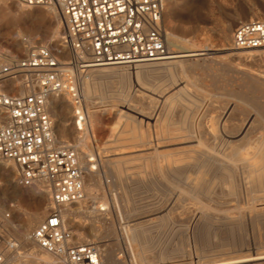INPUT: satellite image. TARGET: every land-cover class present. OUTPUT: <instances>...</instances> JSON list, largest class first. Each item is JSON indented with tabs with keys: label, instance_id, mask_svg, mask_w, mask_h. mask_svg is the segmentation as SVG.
Listing matches in <instances>:
<instances>
[{
	"label": "rangeland",
	"instance_id": "rangeland-1",
	"mask_svg": "<svg viewBox=\"0 0 264 264\" xmlns=\"http://www.w3.org/2000/svg\"><path fill=\"white\" fill-rule=\"evenodd\" d=\"M15 1L18 3L0 0V52L23 58L30 53L26 43L31 39L33 48L51 43L48 47L61 61H72L73 55L62 49V23L61 47L54 45L55 12L34 8L45 15L34 11L23 17ZM254 4L261 14H248ZM166 8V29L177 37L181 48L204 54L190 63L205 69L193 71L189 66L186 69L187 65H177L168 67L166 76L154 73L112 80L99 77L97 70L80 76L76 68L68 69L66 76L71 75L73 81L76 78L79 94L84 76L97 79L91 80L93 97L79 103L80 110L93 111L99 120L95 138L86 149L97 188L90 174L83 171L87 190L83 206L85 211L96 205L106 210L95 220L101 233L98 239L92 237V221L85 215L66 222V227L77 243L108 246L115 251L116 260L128 264H170L172 252H189L198 259L264 251V90L257 87L258 82L264 83V49L237 50L232 46L234 32L242 22L264 19V0H166ZM236 14L241 18L234 22ZM230 25L227 42L223 32ZM238 53H259V57L240 59L235 56ZM14 85L4 87L16 93L24 89L23 84L16 90ZM55 112L51 113L50 105L58 140L76 146L75 123L79 119H74L75 110L60 104ZM86 119L88 127L94 125L93 118ZM129 127L141 135L142 157L120 147L126 135L119 129ZM133 159L139 161L131 168ZM0 168V255L6 254L8 262L15 259L8 264H54L52 256L27 243L41 225H28L30 215L46 212L43 223L54 209L53 200L50 196L44 200L24 187L18 171L11 177ZM118 176L126 181L120 190L111 186ZM93 187L94 201L87 197ZM21 188L27 190L23 195L19 194ZM1 217L9 220L8 228ZM146 218L173 232L149 242L148 246L160 244L159 253L143 246L142 238L150 236ZM12 244L19 250L10 254ZM17 252L25 258L19 260ZM131 252L143 254V258Z\"/></svg>",
	"mask_w": 264,
	"mask_h": 264
},
{
	"label": "built area",
	"instance_id": "built-area-1",
	"mask_svg": "<svg viewBox=\"0 0 264 264\" xmlns=\"http://www.w3.org/2000/svg\"><path fill=\"white\" fill-rule=\"evenodd\" d=\"M18 1L27 7H60L65 22L63 44L77 54L68 61L71 67L85 70L141 65L169 55L163 0ZM232 46L237 50H263L264 19L241 23L234 32ZM85 54L88 59H84ZM7 57L0 52V114L7 117V123L0 127V163L14 162L20 183L25 187L47 183L55 204L31 239L42 250L64 258L67 264H102L96 244L77 243L62 218L65 207L85 199V175L74 146L57 143L49 98L69 85L75 96L73 78L66 76L65 64L45 45L35 46L23 58L5 62ZM12 82L15 90L23 83L34 87V91L20 94L4 88ZM9 249L19 250V246L12 244ZM4 262V255H0V264Z\"/></svg>",
	"mask_w": 264,
	"mask_h": 264
},
{
	"label": "bare ground",
	"instance_id": "bare-ground-1",
	"mask_svg": "<svg viewBox=\"0 0 264 264\" xmlns=\"http://www.w3.org/2000/svg\"><path fill=\"white\" fill-rule=\"evenodd\" d=\"M165 7H166V0H163ZM17 4L18 8H19V14L23 17H29L31 16V14L36 11L34 10V8H49L52 11H54V23L57 24V28L54 32L53 35V42L56 43L54 44L56 47H61L60 45H58V43L61 41V30H60V25L61 23L64 25V34H65V22H64V18L61 12V9L59 6L57 5H52L49 7H27L22 5L18 0ZM262 2V1H261ZM167 9V8H166ZM240 11V10H239ZM38 12V15L43 16L45 15L44 12L41 11H36ZM243 12V11H242ZM51 13V12H50ZM166 14V11H165ZM243 14V13H242ZM248 14H255V15H259L261 14V9L259 8V6L257 4H254L249 10H248ZM53 15V14H52ZM244 16V14H243ZM241 18V16L239 14H236L234 17V22L238 21ZM243 18V17H242ZM247 18V17H246ZM258 18V17H257ZM232 19V18H231ZM252 19V18H251ZM262 19V18H260ZM165 20V18H164ZM243 23V22H242ZM55 29V28H54ZM165 29V34H166V45H167V49L169 51V55H167L166 57H163L162 60L154 62V63H149V64H141V65H128V66H104V67H100V68H87L85 70H82L81 67H74L77 69V72H79V75L82 76L84 73H88L91 71H98L97 73L100 75L99 77L105 78V79H111L114 77H149L152 76L154 73H159L162 76H166L167 72H168V67L170 66H174V68H177L175 66L177 65H187L186 69L188 68V66L193 70H197L198 68H204L203 66H199V64H193L190 63V60L192 58L198 57V56H202L204 55L201 52H196V51H192V50H188L185 48H181L179 46V42L177 37L173 36V34H171L170 32H168V30L166 29V26L164 27ZM225 29V28H224ZM233 30V29H232ZM231 31V25L223 32V38L225 39V41L229 42L230 41V36H229V32ZM63 35V34H62ZM49 37V36H48ZM51 40V39H50ZM63 40V38H62ZM50 42V41H49ZM182 42V41H181ZM28 45V52H30L33 49V44H32V40L29 39V41H27L26 43ZM51 44V43H50ZM49 44V45H50ZM22 45V44H20ZM19 45V46H20ZM48 45V46H49ZM23 46V45H22ZM21 46V48H22ZM169 46V47H168ZM62 49L64 51H69L70 55L73 56H77V54L69 48H66V46L64 45L62 47ZM174 49H179L178 51H173ZM52 50V49H51ZM194 50V49H193ZM232 50V49H231ZM53 51V50H52ZM206 51V50H204ZM230 51V50H229ZM264 52V51H263ZM262 52V53H263ZM256 53V52H255ZM260 53V52H259ZM254 54V53H238L235 56L240 57V59H254L257 58L258 54ZM58 54V53H57ZM69 55V54H68ZM65 56V55H64ZM264 56V54L262 55ZM79 57V54H78ZM259 57V56H258ZM80 58V57H79ZM89 56L88 54L84 55V59H88ZM14 58L11 57H7L6 61L9 60H13ZM207 60V59H206ZM194 61V60H193ZM209 61V60H208ZM262 61V60H261ZM63 64H65L63 66V72L65 74H67L68 69L69 68H73L70 66L69 63L63 62V60L61 61ZM203 63V62H202ZM206 65V64H205ZM213 65V64H212ZM225 67V66H224ZM124 68H130L132 71L130 73L126 72ZM168 68V69H167ZM173 68V69H174ZM172 69V68H171ZM170 70V69H169ZM179 70V69H178ZM177 70V71H178ZM183 70V69H182ZM181 70V71H182ZM173 71V70H172ZM185 71V70H184ZM188 71V70H187ZM198 71V70H197ZM201 71V70H200ZM204 71V70H203ZM193 73V72H192ZM206 73V72H205ZM86 75V74H85ZM79 77V76H78ZM154 77V76H153ZM168 77V76H167ZM198 77V76H197ZM252 77V76H251ZM82 78V77H81ZM152 78V77H151ZM169 78V77H168ZM195 78V77H194ZM116 79V78H115ZM258 79V78H256ZM78 80V79H77ZM91 80H97L95 78V76H90L89 78H85L83 79V89L80 86L81 93L79 94L78 91V87H77V94L73 95V93L70 91V87L71 85L67 86L66 90H63L62 92H60L59 94L53 95L52 96V100L49 101V113H50V105H51V113H56V109L60 104L63 105H67L69 108H71L72 110H75L77 117L74 118L75 121L77 119H79L78 121H76L75 125H76V134L78 135V138L76 140V146L74 145V148L77 151L78 154V159L80 162V167L82 169V171L88 172L91 176L90 181L93 182V184H95V188L96 187V177L94 175H92V170H91V166L89 164V162H87V153H86V149L88 147V143L93 141V139L95 138V134L97 132V126L99 123V120L97 118V115H94L93 111H83L79 109V103L81 102H85L86 100H88L89 98L93 97V94L91 91H89L92 88L93 82ZM117 80V79H116ZM161 80V79H160ZM75 83L77 84L78 82L76 81L75 78ZM73 81V84H74ZM66 82V81H65ZM23 84V83H21ZM79 84V83H78ZM82 84V83H81ZM8 86V85H7ZM15 88V86H13ZM19 87V85H18ZM24 89L21 90V92H19L20 94H25V93H30L32 91H34V87H27L26 85L23 84ZM258 89H262L264 90V83L262 82H258L257 84ZM6 88V87H4ZM19 91V90H18ZM50 99V98H49ZM62 106V105H61ZM80 111V112H79ZM50 113V115H51ZM88 113V116H87ZM84 114H86V116H84ZM52 117V116H51ZM93 118L94 121V125H92L91 127H88V121L86 118ZM67 118V117H66ZM65 120V119H64ZM7 123V117L3 116L0 114V127L4 126ZM56 123V122H55ZM77 125L79 126L77 128ZM91 125V124H90ZM62 125H60L61 127ZM62 130V129H61ZM68 130V129H67ZM60 131V130H58ZM65 131V130H64ZM63 131V133H64ZM99 131V130H98ZM120 133H122L121 135H126L125 139L120 140V147H122V150L125 148L126 150H132L134 152H138L141 156L142 153V140H141V135L138 134L135 131L134 127H129V129L124 130V128H121V130L119 129ZM129 132V135H128ZM62 133V134H63ZM55 134H56V129H55ZM145 135V134H144ZM57 138V143L58 144H69L67 142H61L58 140V137L56 135ZM61 138V136H60ZM118 138V136H117ZM113 142V141H112ZM114 147V146H113ZM112 147V148H113ZM119 147V148H120ZM107 148H110L107 147ZM117 149V148H116ZM115 150V149H114ZM119 150V149H117ZM116 150V151H117ZM121 150V149H120ZM147 150V149H146ZM89 152V151H87ZM121 153V152H120ZM125 153V152H124ZM137 155V156H138ZM92 157V154H91ZM142 157V156H141ZM94 158V157H93ZM119 158V157H118ZM124 159V158H123ZM92 160V159H91ZM137 161L139 160H135L133 159L130 167H134L137 164ZM118 162H116L117 164ZM120 164V163H119ZM118 164V166H119ZM127 164V163H126ZM140 165V164H139ZM190 165V164H189ZM195 166V165H194ZM197 166V165H196ZM202 166V165H200ZM0 167L4 168L3 170H5L11 177H15V175L17 174L18 167L16 166V164L14 162L11 161H3L0 163ZM198 168V167H197ZM1 169V168H0ZM93 169V168H92ZM192 170V169H191ZM98 173V172H97ZM122 173V172H121ZM94 174V173H93ZM96 175V174H95ZM103 175V174H102ZM142 175V174H141ZM100 177V176H99ZM111 177V176H110ZM127 179V178H126ZM103 181V180H102ZM90 182V183H91ZM106 182V181H105ZM125 180L123 177L118 176L117 179L115 180V182L113 181V185L112 188H116V189H122L123 187H125ZM84 185H85V177H84ZM106 185V184H105ZM93 186V185H92ZM108 186V185H107ZM25 187V186H24ZM26 188H31V192H33L34 194L38 195V197H42L44 198V200L49 199L50 198L53 200V193L52 190L50 189L49 185L47 183H39V184H35L34 186L31 187H26ZM127 188V187H126ZM26 189L25 188H21L19 190V194L23 195L24 193H26ZM86 186H85V192H86ZM104 191V190H103ZM34 197V196H33ZM87 197L91 200H96V194L94 192V187L93 189H90L89 194H87ZM86 199V197H85ZM84 199V200H85ZM83 200V201H84ZM83 201L76 203V204H72L70 206H67L63 209L62 212V218L64 221V224L66 226V222L71 223L73 221L74 218H76L77 216H81V215H85L88 219H91L92 224H91V231L93 234V238L95 237L96 239H98V237H100L101 233L99 232L98 228L96 225V219H98L99 217L104 215V212L106 210V208H101L98 207L97 205L91 208V211H85L84 209V203ZM54 203V201H53ZM55 206V204H54ZM116 209V208H115ZM41 211V210H40ZM50 212V211H49ZM127 211L125 210L123 215H126ZM46 212L44 213H36V214H32L30 215V219L28 221V225H35L36 227L40 225V223L42 224L41 221H43V219L45 218ZM29 216V215H28ZM105 217V216H104ZM2 220H4L5 222V226L8 228V223L9 220H6L5 217H1ZM80 219V218H79ZM28 220V219H27ZM98 222V221H97ZM11 223V222H10ZM146 226L149 229L150 232V236L149 237H143L142 241H143V246L144 248H150L153 249L154 251H156L157 253H159V249L162 248L160 246V244H158L156 247L155 246H148L149 242L153 239H159L162 240V234L164 233L166 236L172 234V231H168L166 229L160 228V226L156 223H153L149 220V218H146ZM74 227V226H73ZM106 229V228H105ZM80 231V230H79ZM91 234V233H90ZM109 234V233H108ZM110 235V234H109ZM90 236V235H89ZM260 238V237H259ZM91 241H87V242H83L84 243H89ZM263 240H260L259 243H262ZM27 243L31 244L32 247H34L35 249L39 250L40 252L46 253L48 254V256H52L54 258V264H67L65 259L55 255L53 253H48L44 250H42L32 239H31V235L28 238ZM80 244V243H79ZM82 244V243H81ZM96 244V243H95ZM112 244H110L109 246H111ZM258 245V244H257ZM98 250L101 253V259H102V253H103V260H102V264H128L125 260L123 259H115V251H113L110 247L108 246H100L99 244H96ZM113 246V245H112ZM264 246V245H263ZM101 247V248H100ZM104 247V248H103ZM114 248V247H113ZM259 248V247H258ZM260 249V248H259ZM102 250V252H101ZM15 250H11L10 254L13 253ZM137 251V250H136ZM150 253V252H149ZM5 257V262L2 264H8L11 263L13 260H10L8 262V257L6 254H3ZM17 256H20L18 259L19 260H23L25 258V256H22L19 252L16 253ZM131 255H133L134 257L141 259L143 258V254L141 255H137L135 252H131ZM38 256V255H37ZM40 256V255H39ZM170 260L171 263L170 264H217V263H221V262H251L253 264H264V251H260L257 253H252V254H245L243 256H233V255H226V256H211V255H203V257L195 259L193 258L189 252H172L170 253ZM30 257V254L28 255V258ZM26 258V259H28ZM40 263V262H39ZM156 263V262H155ZM154 263V264H155Z\"/></svg>",
	"mask_w": 264,
	"mask_h": 264
}]
</instances>
